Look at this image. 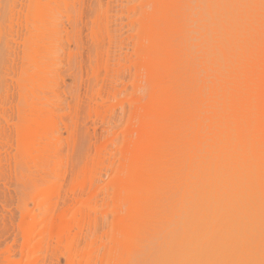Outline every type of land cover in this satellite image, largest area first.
Masks as SVG:
<instances>
[{
    "label": "rangeland",
    "instance_id": "obj_1",
    "mask_svg": "<svg viewBox=\"0 0 264 264\" xmlns=\"http://www.w3.org/2000/svg\"><path fill=\"white\" fill-rule=\"evenodd\" d=\"M10 1H12V0H9V1L5 0L3 2H7V3L9 2L8 4H10ZM15 1H17V4H16L17 7L16 8L18 9L20 6L18 3L19 0H15ZM29 1L28 0L24 1V3L27 4L26 6L28 8L27 7L23 8L25 10V11L24 10L23 11L26 12L27 16L23 15V11L21 12L23 17L25 16L26 19H25V17L23 18L22 15L20 16V17H22V19L20 18L21 23L25 24V25L27 24L28 26L27 25L26 26L28 28H30V21H32L31 18H33L32 17L33 15L30 18V15L33 13H31L32 11L29 8L30 6H28ZM62 1L63 0H61V2ZM66 1H69V2H67L68 3L67 9H66V3L64 4L62 2L59 5L58 1H57L58 5H59L58 9L55 10V6H56L55 4L56 3L55 4L53 3V5H55V6L52 5L53 10L51 9L54 14L57 15V13H58L57 16H59V20L61 19L59 22L60 26H58V27H60L59 29L61 32L58 34L60 39H58V41H56L57 42L56 44H58L57 46L58 47L61 46V47H60V49L57 50L56 57L57 56L59 57V58L57 57V59L55 60L56 61L55 64L57 63V66L56 65L53 66V70H56V71H53L54 76L51 75L52 73L50 71L49 72L50 75H48L49 78L47 77L48 80H50L51 78L56 79V82L55 81L53 82V79L51 81L55 84V86H54L55 88L53 86H52V88H54L57 95L55 93L54 94L51 93V94H52V96L54 95V97L52 99H54L56 97H57L56 99H59L58 102L56 99H54V101L56 100L55 104H58V105H55L53 100H51V103H53L52 108H50L49 106H48V108L51 109L50 112H52L51 114L53 115V117H52L53 119L51 118L52 119L51 121L55 122L54 124H55V127L57 128V131L55 129L52 130V128L54 126L52 123L50 124L48 122L49 126H47V124L45 126H47L52 131L55 130L54 137L52 136V134H53L52 132H51L50 137L47 136L50 133V130L46 131L48 134L45 132L47 134L46 135L47 137H44V134H42V131H40L41 134H39L40 132L38 133V135L36 133L35 139H36L37 143H36V148L34 147L36 151L34 149L33 150L31 149V147H33L35 142H33L32 146L30 143L25 144V145L30 146V152H29L30 155L28 154V148L29 147L26 146L27 148H25V149H27V152H26L27 156L25 155V152L23 150V146H21V145H23V143L22 144L19 143V141L21 139L24 140V135L26 134L27 130L26 131L24 130L23 132H25V134L22 135L20 133H22L21 131L23 128L22 129L18 128L20 131L19 135H21L23 138L19 137V135L16 134L17 130H15V127L16 126L20 127V124H19L20 118L18 119V117H16L19 115H16L15 111H14L15 114H13V109L11 110L13 116L11 117L9 115V113L11 112V111H9L10 110L9 105L12 106V102H14V104H16V105H17V103H19V105L21 103V107L27 106V104L25 105V103L27 101H24V100L25 99H31V97H33L32 96L33 94L29 95V94L25 93L24 89H28L30 91L31 87L33 88L34 86L38 85L37 82H38V78L40 77V74L39 75L36 74V72H35L36 70L34 71V69H32V68H34L33 66L31 67V65H30V63H32V61L28 63L25 61L26 58L24 57V63L26 62L28 65V68H26V69L29 70L28 78L25 77L27 74V70L23 69V70L19 71V69H18L19 67L16 69H18V72L20 73V75H23V73H24L25 76H20V75L18 76L17 75V77L20 79H22L21 77L27 78L25 80L30 79L29 80L30 82L27 81V84H24L26 86H24V89H23L24 93L26 95H28V97L25 98L26 95L25 96L23 95V97L25 99H23V101H20L23 97L19 98V96H21V95H18L19 93L18 94L15 93V92H17L18 87H19L17 85L18 84L20 85V83H19L20 81H17L18 78L15 77L16 74L14 75V73H15L14 71H16V69L12 73V71L10 70L11 72H9V68L6 67L8 70L7 73L9 72V78L14 75L13 78L11 77L13 79V80L11 79L13 81V82L12 81L11 82L12 83H15L14 81L18 82V84H15L17 86L16 91H15L16 88L14 87L15 85H13V87H12V85H11L12 83L10 81L8 82L10 84L8 87L11 86L10 89L15 88V89H13L14 90L13 93H14V95L17 94L16 96H18V97H16V96L14 97V95H11V97H10V95H9V96H7V97H10L9 99H14V100L16 98L17 99L15 101L14 100L2 101V99H1L0 101H2V102H0V104H3V102L4 103L6 102L7 104H9L8 106H7V104H3V105L5 106V108L8 107V109H7L8 114L5 116L6 117L10 116L13 119L12 120L9 117L10 120H12V122L10 121L11 122L10 126L12 125V123L13 124L18 123V124L17 125L15 124V126L13 125V127L11 126L14 130L12 128L9 129L7 127V125H5L4 119L3 120L0 119V130H1L0 133L2 134V135L0 134V136H1L0 137V148L2 145V148L0 149L1 150L0 151L1 152V154H0V167L2 166L0 168V171H1L0 180L2 179V181H3V182L0 181V186H1L0 187L1 188L0 189V202H1L0 203V205H1L0 206V208H1L0 209V211H1L0 212V236L2 235L0 237V264H6L7 263L6 260L9 256H10L8 258L9 262L14 263V264L15 263L16 264H67V263L68 264H70V263L71 264H135L136 263L137 264V262L139 260H141L142 258L143 259L140 261V263L138 262V264H142V263H144V264L145 263L146 264H155V261L158 257V255L155 253H157L160 250L158 243L164 238L165 235L170 234V229H171L170 225L172 226L171 223H173L172 220L175 219V214H178V215L180 214L182 216V213H184L185 211L190 210V209L193 210L194 214H195L197 212V209H198V211L201 210V209H199L200 207H202V208L206 207V209L203 211V212H205V215H204L205 218L202 217L203 221H204V222L202 221V223H204V224H202L204 226L203 227L204 233L207 235L206 236V238H207L206 242H209V244H213L212 245V246H214L213 248L216 249V250L213 248H211L213 250L210 249L211 250L209 252L210 253L209 254L210 263L213 262V260L215 259V256L213 258H211L213 256V254L215 253V255L220 254L219 256L216 255L217 259H215V261H217L216 262L217 264H223L224 261H225L224 264H236V263L238 264L239 261H240L239 264L240 263L241 264H264V100L258 101V102L253 101L254 102L253 103L254 108L252 110L253 118L251 119L250 124L254 125L255 127L253 130H251V132L254 131L253 134L251 132L248 133L247 131L244 130V136H245L244 139L247 138L246 140H244L242 142H237V141H234L233 139L222 140L221 141L222 143L217 142L218 145H217V143L215 144V143H212L210 141H205V142L201 143L202 145L197 143L192 148V150H193L192 156L194 154L193 162H194V166H195L193 168V171H192V174L194 176L193 181L198 182V184L194 183V182L193 183H194V185L196 184L195 187H197L199 185L202 186L203 192L201 191V193H200L201 196L195 192L196 194L194 193V197H192V200L191 199L189 200V198H184V197L181 198V196L179 198L178 195H180V194H175V195L173 194L174 190L176 191V189H174L175 187L172 185H174L175 183L174 184H171V183L168 184L167 183L166 185H168V186L165 185V194L166 195L164 194V195L158 196L160 198L154 199L153 202H151L152 207H153V209H152L153 211L151 212V214L150 213H148V214H150L151 216L154 217L151 220L153 222L149 221V223L151 222L152 224L151 225L149 224L150 226H146V225L141 226L140 230H138V233L137 234L135 233L133 235V239L130 238V240L132 239L133 241H132V243H130V241H129V243H128L129 245L119 244L120 242L118 240H117V243L115 244L117 237H119V238L122 237V236H119L121 234V232L118 230V224H119L120 219L122 218V216L125 213V205H123L124 204L123 203V201H124L123 194L121 193V196L119 198H113V196H112V195H115V194H113L114 193V184H112L114 179L120 175H127V167L126 166L128 164V154H126V157H125V154L122 153L121 148L123 147L125 142H127V141L133 142L135 140V138L137 136V134L135 133V130L140 128V125L143 122H145L146 120H148V118H149L148 114L150 113V109H151L150 104H148V102H146L147 99H146L145 93L142 90L137 93L140 96V99L138 101H135L133 103L127 101L129 98H131L135 95V91L133 89L132 83L134 80L133 64L135 63L136 54H134L133 49L137 46V44H136L137 38L136 37L138 35L137 34V31H138L137 27L139 24L138 21H140V17H141L140 16L141 14L139 12L141 10V0H66ZM187 1L188 0H178L177 2H179V3L177 5H174V7H173L174 11H173L172 16H171L176 21V28H177V30L175 29L176 31L172 32L173 36H174L172 41L174 44H171V45L172 46L175 45L177 48H179L180 53L183 52V53H181V54H183L181 56L182 57V63L179 62L183 66L182 67L179 66V68H178V65H179V63H178V65L176 64V67H172L171 69L167 70V72L166 71L165 72L168 75H172V77L175 75V78L176 79L179 78L180 80L179 79H177V80H179L180 82L184 83L183 81H185L186 84L189 82V83H191L192 86H194V88H197L199 83L201 82V80H203L206 77L205 74L207 72L204 70L205 62H207L208 65H209V62H210V64L212 63L211 62L212 60L209 57V55H207V56L210 58L209 60H211V61L207 60V56L205 54L206 51L204 52V49L206 48V44H208V43H206L207 42L206 39L208 36L212 35V31L214 29L212 30L210 28V26H208V25H210V23H208V21L206 19L207 18L206 17V11L208 9V6L206 7V4L209 0H189L188 3H187ZM230 3L232 4L234 2L231 1ZM63 4L65 7L63 6ZM0 6H3V5L0 4ZM177 6H179V7H177ZM4 7H5V4H4ZM193 7H195V9ZM235 8H236V6H235ZM0 9H1V7H0ZM229 9H232V8L230 7ZM57 10L60 11V13L57 12ZM68 10H69V12H66ZM148 10H149V8H148ZM0 11L2 12V9ZM189 11H191V13ZM96 12L99 15L95 14ZM242 12H243V10H242ZM67 13L68 14L70 13L72 18L70 17V14L68 15ZM212 13L215 14V12H212ZM94 14H95V16L97 15L96 16V22L94 20L95 19ZM173 14H174V16H173ZM213 14H208V17L211 15V16H213V18L214 17L216 18V19H214L215 21L221 20L220 16H217L216 14L214 16ZM238 15H239V12H238ZM246 15H245V17H246ZM67 16L71 18L70 21L68 20L69 18L67 19ZM150 16H152V15L150 14ZM196 16L198 17L199 21L197 19H194V18H196ZM259 16H261V14ZM92 17H94V19H93L94 21L92 20ZM238 17L240 18V15ZM241 17H242V15H241ZM3 18H4V16H3ZM189 18H191L195 22L191 21V19H189ZM237 18L235 20L236 22H238ZM23 19H25L24 23H23ZM187 19L190 21H188ZM244 19H247V18H244ZM255 19H256V27H258V28H256L257 41L258 40L260 41V39H262L264 37V32L262 31V29L264 27V15L262 14L261 17H259L258 19L257 18H255ZM210 20L209 21L213 24L214 20H212V19H210ZM241 20H242V18H241ZM5 23H7V22H5ZM69 23H71V24H69ZM254 23H255V21H254ZM132 24L133 25L135 24V25L132 26ZM189 24L191 25V27L189 26ZM92 25H95V26H92ZM96 25H98V26H96ZM185 25L189 26L190 28L189 27L187 28ZM179 26H180V28H179ZM213 26H215V24H213ZM213 26H212V28H213ZM93 27H94V29L96 28L95 29L96 32L93 30ZM215 27H217V26H215ZM183 28H185V29H183ZM92 30L96 33L95 36H94V33ZM215 30H214V32H215ZM90 31L92 34H90ZM107 32H110V37H109V35H107ZM183 32L187 35H188V33H190L188 35L190 41L185 38V37H187V35L183 34ZM172 33L170 36H172ZM67 35H68V37H66ZM200 36L203 38H199ZM131 37H133V38H131ZM193 37H194V39H192ZM210 38H209V41L212 40ZM174 39L179 41V42L177 43V41H175ZM191 39H192V41H191ZM199 39H200V41H199ZM184 41L187 43L189 42V44L188 45H187V43L184 44ZM211 42L212 41H210L209 43H211ZM169 43H171V42H169ZM199 43H200V45H199ZM259 43H256V44H259ZM183 45H184V47H183ZM185 46H186V49H188L187 46H189L190 48L188 50L191 49L193 51V54L190 51H185ZM176 47H173V48L175 49ZM198 47H200V48H198ZM179 49H177V50H179ZM0 50L2 52V48H0ZM195 50L197 51V53ZM216 51H219V50H216ZM185 52H187V54H184ZM194 52H195V54H194ZM260 52L262 53V51H260ZM260 52L258 51L256 56H258V54H260ZM29 53L30 52H28L27 54L30 55ZM179 54H178V56H180ZM214 54H216L215 51H214ZM218 54H219V57L217 56ZM191 55H192V57H191ZM220 55H221V53L219 51L215 56H217V58L219 59ZM2 56L3 55L1 54L0 58H3ZM25 56H27V55H25ZM185 56H187V57H185ZM211 57H212V55H211ZM30 58L31 57L29 56V60H30ZM205 58H206V61L204 60ZM124 59H125V61H124ZM187 59H189V60H187ZM190 61H191V63H190ZM216 61L217 60H215L214 62H216ZM187 62H189V63H187ZM192 62H194V64ZM202 62H204V63H202ZM1 63L2 62L0 61V64ZM124 64H127V65L130 64L131 68L129 67L130 69H125ZM2 65H3V63L1 64V67H3V68L1 69V67H0V75L7 76L8 74L3 75V73L5 74L6 71L4 72L5 66L4 65L2 66ZM197 65H199V66H197ZM208 65H206V66L208 67ZM7 66H8V64H7ZM24 67L25 66H23V68ZM193 69H194V73H193ZM197 69H199V70H197ZM210 69L208 71L211 74H213ZM213 69H214V67H213ZM31 70H32V72H31ZM195 70H197V71H195ZM22 71H24V72L22 73ZM25 71H26V73H25ZM179 71H180V74H179ZM182 71L184 74L182 73ZM1 72H3V73H1ZM172 72H174V73L171 74ZM175 72H177L178 74H176ZM198 74L200 77H198ZM203 75L205 77H203ZM2 76H0V79ZM14 77L17 80H14ZM201 77H203V79L200 80ZM186 78H188V79H186ZM3 79L4 78H2L1 81ZM6 79H8V78H5V80ZM254 79L256 81H258V78H254ZM8 80H10V79H8ZM25 80L22 79L21 81L25 82ZM207 80L208 81L212 80V79L210 80V78L208 79V74H207ZM244 80L245 79L241 78L238 89L243 88ZM3 81L0 83H3ZM56 83H58V84H56ZM209 83L211 84V82H209ZM3 84H5V82ZM39 84H40V82H39ZM177 84L181 85V83H179V82ZM180 85H179V87L182 88L184 84L181 86ZM202 85H203L202 87L204 90H208V88H209L208 84H205V82H204V84H202ZM1 86H3V85L1 84ZM39 86H36V88H41V86L40 87ZM187 86H186V88H187ZM3 87L5 88L6 85ZM3 87H2V89H4ZM175 87L177 88L176 85H175ZM204 87H207V88H204ZM20 88L21 87H19V90H18L19 92H20V90L22 91V89H20ZM36 88H35V90L34 89L33 90L36 91ZM2 89L0 87V93L3 94V92L6 91V88L4 89L5 91ZM12 89H11V91H12ZM49 89H50V87H49ZM39 90L40 89H37V91H36L37 94H40V92L42 91V90L41 91H39ZM50 90L52 92H54V90H52V89H50ZM204 90H203V92L208 94ZM11 91H9L8 93L10 94ZM145 91H147V90H145ZM191 91H194V89L190 90V93H189V95H187V98H190V99L193 98L192 96H190ZM180 93H182V92H180ZM205 93H202V95H204V98L208 97L205 95ZM5 94L6 93H4V95H2V96L5 97ZM184 94H185V92H184ZM198 95H199V93L194 97L198 98ZM0 96H1V94H0ZM29 96H31V97L29 98ZM34 96L36 98L35 97H33V98L37 102L38 97L36 95H34ZM40 96H41V94H40ZM1 98H3V97H1ZM185 98H186V95H185ZM187 98L184 99V101L187 100ZM225 99H226V103L229 104V102H230L229 97L226 96ZM60 100L62 103L60 102ZM73 102H75V103L73 104ZM193 102L194 101L192 100V103ZM51 103H50V106H51ZM14 104L12 107L16 106ZM35 104H33V106ZM37 104H38V102H37ZM201 104L203 105V107L205 106L204 105L205 103L203 104L201 102ZM3 105H0V109H1L0 113L4 114V111H6V109L4 111L2 110ZM38 105H40V101H39ZM188 105L190 106V103ZM188 105L185 107H188ZM192 105H191V107H194V105L193 106ZM199 105L200 104H198L197 109L200 108ZM202 105H201V110H202ZM21 107H18V109H20ZM30 107H31V105H30ZM35 107H36V105L32 108L34 109ZM40 107L42 108V106H40ZM40 107H39V109H41ZM15 108H14V110H15ZM27 108H26V111H27ZM48 108H47V111L49 112ZM29 109L30 108H28V110ZM39 109H35L34 111L44 110V109H41V110H39ZM23 110L25 111V108ZM57 110H58V112H57ZM199 110H197V111H199ZM19 111H21V112H19V114L23 113V111L21 109ZM31 111L32 110H30V112ZM47 111L45 110V112H47ZM228 111H229V107H228ZM30 112L28 111L29 114H31ZM6 113L7 112H5V114ZM28 113L26 112V113H23L22 115H25L28 118V115H29ZM32 113H33V111H32ZM49 113H48V115H50ZM3 114H2V116L0 114V116L2 118H3ZM43 114H45V113L43 112ZM43 114H41V115H43ZM60 114L62 117L60 116ZM180 114L178 113L177 115L180 116ZM198 114H199V112H198ZM22 115L20 114L21 120L23 118ZM241 115H243V114H241ZM63 116H65V117H63ZM179 116H177V117L179 118ZM196 117H197V113L195 115V118ZM240 117H239V121L241 119ZM26 120H25V122H26ZM183 120H184V118H181L178 121L180 122ZM23 121H21V125L24 123ZM63 121H65L64 123L67 125V128H65V126H64L65 124L63 123ZM228 121L229 122L233 121V118L230 116V114L228 116ZM128 122H129V124H132V134H127V132H126L127 131L126 127H127ZM180 123L182 124V122H180ZM180 123H178V124H180ZM244 124L247 125L246 120L244 121ZM3 125H4V127L6 126L7 128H4V127L2 128ZM50 125H52V126H50ZM25 126H23V127H25ZM68 126H70L72 128L70 129V127H68ZM47 127H45V128L48 130ZM45 128H44V130H46ZM9 131H11V132H9ZM231 132H234L237 134V132H235V130H231ZM39 135H41V136H39ZM27 136H28V138H33V134L27 135ZM27 136H25V137H27ZM16 137H19V139L20 138L21 139L18 140ZM34 137H35V135H34ZM42 138H44L45 141L47 139L48 140L50 139V141H49L50 143L48 142L49 145H47V144H46L47 146L45 145L46 147H48L47 150L42 148V144L45 142L44 139H42ZM11 140L13 143H11ZM17 140H18V142H17ZM23 140H21V141H23ZM29 140H31V139H29ZM32 140L34 141V138ZM8 141H10V142H8ZM24 141L26 142V140H24ZM4 144H6V145H4ZM25 145H24V147H25ZM37 146H40V147H37ZM99 148L102 150H100ZM9 150H11V151H9ZM54 150H55V152H54ZM37 151H38V153H37ZM217 153H218V155H217ZM19 155H21V156H19ZM50 155H52V156H50ZM55 155H56V157H55ZM203 155H204V165L203 166L206 165V167L204 168V171H203L204 176L202 174V176L205 177L204 179H203V177L200 178L199 174H198V172H199L198 170H200L198 168L199 160H201L200 156H203ZM226 155H227V158H226ZM29 156H30V158H29ZM217 156H218V158H223L224 156L225 157L223 158L222 161H221V159L219 160L221 162L222 166H218L215 168V166H216L215 162L217 160ZM53 158H54V160H53ZM231 158H232V160H231ZM258 158H260L261 160L258 161L257 160ZM29 159L31 160V162ZM11 160H13V161H11ZM213 161H214V165H213ZM257 161L261 162V163H259L261 165H257L258 164ZM49 162H50V164H49ZM56 164H58V165H56ZM36 165H37V167H36ZM4 166H5V168H4ZM20 167L22 169H20ZM79 167H81V168L78 169ZM33 168H35L36 170H34ZM211 168H212V171H210ZM10 169L12 171H10ZM31 169H33V170H31ZM59 169H60V172H59ZM72 169H73V171H72ZM21 170H23V171H21ZM44 170H46V171H44ZM207 170H209V172ZM4 173H5V175H4ZM12 173H13V175H12ZM6 174H7V176H6ZM31 176L34 177V179ZM52 176H54V177H52ZM3 179H5V180H3ZM51 179H53V180H51ZM195 179H196V181H195ZM200 180H201L203 185L201 184ZM205 180H206V182H205ZM5 181H6V183H5ZM2 186H4L5 188ZM178 186H180V185H178ZM182 188H181V190H182ZM6 190L8 192H6ZM49 190H51V191L49 192ZM39 191L40 192L45 191V192H48V194L51 193L50 194L52 196V199L50 201L51 216H55L62 209H66V213L64 215L65 216L64 220H66L67 222L69 221V225L71 224L69 229L71 228V226H72V228H71V231L69 230L70 235L66 234L67 237L66 238L64 237L65 239L62 238L63 240L61 239L62 241H60V242H62V243H60V244L59 243L56 244L54 242L56 237H53L52 239L54 241L53 240L51 241V239H50L52 244H51V242H49V247H48L47 239H49V238H47V235H46L47 234L46 232L48 231V228H47L48 226H46V221L49 219V216H47V220H45L46 217H44L43 212H41V206H42L41 199L43 196H42V193L37 195V193ZM171 191H172V193H171ZM4 192H5V194H4ZM178 192H179V190H178ZM171 194L173 197L171 196ZM199 196H200V198H199ZM203 197L206 199H204ZM173 198H174V200H173ZM174 201H177V202H174ZM13 202H14V204H13ZM4 203H5V205H4ZM196 204H197V207H196ZM178 205H179V207H178ZM167 206H169V208ZM20 208H23V209H20ZM174 208H175V210H174ZM170 209H171V211H170ZM8 210H9V213H8ZM26 212H28V214ZM172 212H173V214H172ZM201 212H202V210H201ZM201 212L196 213L195 216H197V218H196L197 220H198V216H201L200 215ZM178 215H176L177 220H179V218H180V217L178 218ZM26 216H27V218H26ZM151 216H148V217H150L149 220L151 219ZM11 217H13V218H11ZM42 217H44L45 219ZM145 218H147V217H145ZM69 219L70 220L72 219V220L70 221ZM176 219L174 221L177 222ZM200 219H201V217H200ZM200 219L198 220V222L200 221ZM159 221H160V223H159ZM72 222H73V225L78 224L79 228H77L76 225L73 226ZM147 222H148V220H147ZM34 223H35V225L33 226ZM154 223H157L158 225H155ZM14 224H16V225H14ZM5 229H6V231H5ZM24 229H29L30 234L28 235V238L25 237ZM79 229L81 231H79ZM9 231L12 233H10ZM91 235H92V237H91ZM31 236H32V238H31ZM28 239H31V240H28ZM13 240H14V243H12ZM122 240H120V241H122ZM27 241H28V243H26ZM126 241L128 242V240H126ZM23 242H25V243H23ZM231 242H233V244H231ZM234 242L236 244H234ZM10 243H11V245H10ZM214 243H215V245H214ZM36 244L37 245L39 244V246H37ZM50 245H51V247H50ZM69 245H70V247H69ZM232 246H233V248H232ZM82 247H83V249H82ZM12 248L14 250H12ZM32 249L34 250V252ZM70 250H71V252L72 251L74 252V253L72 252L73 257H71V259L68 257L69 256L68 252H70ZM220 250H222V253ZM9 251H10V253L12 252L13 254L12 253L10 254ZM29 251L32 253H30ZM213 251H214V253H212ZM151 252H153V253H151ZM111 253H112V255H111ZM5 256H7V258ZM151 256H152V258H151ZM110 257H111V259H110ZM222 258H223V261H222ZM68 259H69V262H68ZM31 260H33V261H31ZM150 261H151V263H150ZM220 261H222V262H220Z\"/></svg>",
    "mask_w": 264,
    "mask_h": 264
},
{
    "label": "bare ground",
    "instance_id": "obj_2",
    "mask_svg": "<svg viewBox=\"0 0 264 264\" xmlns=\"http://www.w3.org/2000/svg\"><path fill=\"white\" fill-rule=\"evenodd\" d=\"M3 1H5V0H3ZM3 1L2 0L0 1L1 2L0 4L3 5V6H0L1 9H2V12L0 11V48H2V52L0 50V53L3 55L2 56L3 58H0L1 59L0 61L5 66L4 72L6 71L5 74L3 72H1V73H3V75H6V74H8V75L7 76L0 75V76H2L1 79L4 78L3 79L4 81L2 80L3 83L5 82V84L0 83L1 89H2L3 86L6 85V87H5L6 88V91L4 90L5 88L3 87L4 89H2V90H4L5 92H3V94L0 93L1 94L0 100L1 99H2V101H9V100L12 101V100H14V99H9V98L11 97V95H14V93H13L14 90L13 89H15L17 86L21 87L20 89H22V91L20 90V92L18 91L19 90V87H18V90H17V88L15 89V91L17 90V92H15V93H17V94L19 93L18 95H21V96H19V98L23 97V95L25 96L26 95L25 93H27L29 95L33 94L32 95L33 97H35L34 95H36L38 97L37 98L38 99L37 102L39 104V101H40V105H38L37 102H36V100L33 97H31V96H29V98L31 97V99H25V98L28 97V95H26L25 98L23 97L20 100V101H23V99H25L24 101H27L28 102V103L27 102L25 103V105L27 104V106L24 105L25 107H23V106L21 107V103H20V105H19V103H17V105H16V104H14V102H12V106H13V104L16 105V106L12 107L9 104H7L6 102L5 103L3 102V104H7V106L9 105V109H10L9 111H11L13 109V114H15V112H16V115H19V116H16V117H18V119L20 118L19 119L20 127H17V126L15 127V130H17L16 131L17 132L16 134L19 135V133H20V131H19L18 128H20V129L23 128L22 131H21L22 133H20L22 135L25 134V132H23V131L24 130L25 131L27 130L26 134L24 135V140H26V142L23 139H21V138L20 139L23 140V141H21L19 139V137H22L21 135H19V137H16V138L18 140H20L19 143H21V144L23 143V145H21V146H23V150L25 152V155L27 154L26 153L27 152V149H25V148L29 147L28 148V154L30 155V153H29L30 152V146L25 145V144H29L30 143L31 146H32L33 142H35L34 145H33V147H31L32 150L33 149L35 150L36 143H37V141L35 139L36 138V133L38 135V133L40 131H42V134H44V137H47V136L50 137L51 136V132H52L53 133L52 136L54 137L55 130L57 131V128L55 127V124H54L55 122L51 121L53 119L52 118L53 115L51 114L52 112H50L51 111L50 108H52V105H53V103H51V100H53L54 104H55V101L56 100H57V102L59 100V99H56L57 97L55 96L56 98H54V99H56V100L54 101V99H52L54 97V95L52 96V94H51V93H53V94L55 93L56 94V91L54 90L55 84L53 83L54 81L56 82V79L55 78H51L50 80H48V78H49L48 75H50L49 74L50 71L52 73L51 75H53V73H54L53 71H56V70H53V66L54 65L57 66V63L55 64V62H56L55 60L58 57V56L56 57L57 50L60 49V47H61V46L58 47L57 46L58 44H56L57 43L56 41H58V39H60L58 34L61 33V32H60V29H59L60 27H58V26H60L59 25L60 24L59 22H60L61 19L59 20V16H57L58 13L56 15V14H54L52 12V10H53L52 9V5H53V3L54 4L56 3L55 4L56 6L53 5V6H55V10H56V9H58V6L60 5V3L63 2L64 4L66 3V9H67L68 8V5H67L68 3L67 2H69V1L63 0L61 2V0H30V1L28 0L29 1L28 2L29 3L28 6H30L29 8L32 11L31 13H33V14L30 13L31 14L30 15V18L33 15L32 16L33 18H31L32 21H30V28L27 27L28 26L27 24H26L27 25L26 26L25 24H22L21 21H20V18L22 19L23 15H26L27 16L26 12H24L25 10L23 9V8L27 7L26 6L27 4L24 3L25 0H19L18 1L19 5H20V6L18 5L19 6L18 9L16 8L17 7L16 6L17 1L12 0V1H10V4H8L9 2L7 3V2H3ZM6 1H9V0H6ZM57 1L59 2V5H58V2ZM177 1L178 0H141V10L139 11L140 14H141V15L140 14L139 15L141 17H140V21H138L139 22L138 27H137L138 28V31H137V34L138 35L136 37L137 38L136 39L137 46L133 49L134 50V54H136V56H135V63L133 64V68H134V80H133V83H132L133 89L135 91V95L133 97L129 98L128 100L127 99L126 100L129 101V102H131V103H133L135 101H138L140 99V96L137 93L142 90L145 93V96H146V99H147L146 102H148V104H150L151 109H150V113L148 114V116H149L148 120H146L145 122H143L140 125V128H138V129L135 130V133L137 134L135 140L133 142H131V141L130 142L129 141L125 142V144L121 148L122 149V153L125 154V157H126V154H128V164L126 166L127 167V175H120V176H118V177H116L114 179V181H113L112 184H114V193L113 194H115V195H112V196H113V198H119L121 196V193L123 194V196H124V201H123L124 204L123 205H125V213L122 216V218L120 219L119 224H118V230L122 234V235L121 234L120 235L118 234V235L119 236H122V237H120V238L117 237L115 244L117 243V240H118L120 242V243L118 242L119 244H123V245H126L127 244V245H129L128 244L129 241H130V243H132V241H133L132 240L133 239V235L135 233L136 234L138 233V230H140L141 226H145V225L146 226H150L152 224L151 222H153V221H151V220L154 217L150 215L151 212L153 211L152 210L153 207H152L151 202H153L154 199L160 198L158 196H161V195H164L165 194V185L167 183L168 184H170V183L171 184H174L175 183L177 185V186L175 184L172 185V186L175 187V188L174 187L173 188L176 189V191L174 190V193L173 194L174 195L175 194H180V195H178L179 198L181 196V198L184 197V198H189V200L190 199L192 200V197H194V193L195 192L200 195L201 191L203 192V190H202L203 188H202L201 185H199L200 187L199 186L195 187L196 184L194 185V183H197L198 184V182H194L193 181V177L194 176L192 174L193 168L195 167L194 166V162H193V156H194V154L192 156V152H193L192 148L194 147V145L197 144V143L201 144V143H203L205 141H210V142L216 144L217 142H221L222 140H231V139H233L234 141H237V142H242V141L246 140L247 138L244 139L245 138V136H244V130L249 133L255 127L254 125L250 124L251 119L253 118V115H252V110L254 108L253 107V105H254L253 104L254 103L253 101L258 102V101L264 100V43H263L264 42V39H263L264 37L262 39H260V41L258 40L260 43L257 41L256 28H258V27H256V19H255V18L258 19L259 17H261L262 14L264 15V0H209L208 1L209 3L207 2L206 7L208 6V9L206 11V17H207L206 19H207L208 23H210V25H208V26H210V28L212 30L213 29L214 30L216 29V30H215V32H214V30L212 31V35L211 36H208L207 35L208 36L207 39H206L207 42L205 41L208 44H206V48L204 49V52L206 51L205 52L206 56L209 55V57L211 58L212 61L209 60L210 58L208 56H207V60L211 61L212 63L210 64V62H209V65H208V63L205 62V65L204 66L206 68L204 67V70L207 72V73L205 72L206 73L205 74L206 77L203 75V77H205V78L204 79H203V77L200 78V80L201 79H203V80H201V82L199 83V85H198L197 88H194V86H192L191 83H189V82L187 84L183 80L182 81L184 83L180 82L179 81L180 79L177 78V79H179V80H177L175 78V75L172 77V75H168L166 73L167 70L171 69L172 67H176V64L178 65L179 62L182 63V57L181 56L183 54H181V53H183V52L180 53V49L179 48H177L175 45H173V46L171 45V44H174L173 41H172V39L174 37L172 32L177 30V28H176V21L171 17L172 16V13L174 11V9H173L174 5H177L180 2V1L179 2H177ZM231 1L234 2V3L231 4L230 3ZM188 2H189V0L187 1V3ZM4 4H5V7H4ZM64 4H63V6H64ZM229 6L232 9H229L230 8ZM235 6H236V8H235ZM147 7L149 8L150 11L148 10ZM177 7H179V6H177ZM193 8L195 9V7H193ZM242 10H243V12H242ZM22 11H23V15L21 13ZM237 11L239 12L240 18L238 17L239 15H238V12ZM57 12L60 13V11H58V10H57ZM66 12H69V10L66 11ZM189 12L191 13V11H189ZM212 12H215V14L217 16H220L221 20L220 21H218V20L215 21L214 19H216V18L215 17L213 18V16H211V15H210L211 17L210 16L208 17V14H213ZM259 13L261 14V16H259L260 15ZM95 14H97V12ZM95 14H94V16H95ZM150 14L152 16H150ZM215 14H213V15L215 16ZM21 15H22V17H20ZM97 15H99V14H97ZM241 15H242V17H241ZM245 15H246V17H245ZM3 16H4V18H3ZM96 16H95V19H94V17H92V20L94 19L95 22H96ZM173 16H174V14H173ZM70 17L72 18L71 14H70ZM70 17L67 16V19L69 18L68 19L69 21L71 20ZM191 18H189V19H191ZM236 18L238 19L237 20L238 22L235 21ZM241 18H242V20H241ZM244 18H247V19H244ZM25 19H26V17H25ZM25 19H23V23H24V20ZM192 19H191V21H194ZM194 19H197L198 20V17L196 16V18H194ZM210 19L214 20L213 24H215V26H217V27L213 26V24L210 22L211 21ZM188 21H190V20H188ZM254 21H255V23H254ZM5 22H7V23H5ZM69 24H71V23H69ZM98 25H96V26H98ZM134 25L132 24V26H134ZM92 26H95V25H92ZM189 26L191 27L190 24H189ZM189 26H186V27L188 28ZM212 26H213V28H212ZM179 28H180V26H179ZM95 29L93 27V30L96 32ZM183 29H185V28H183ZM94 31H93V33H94V36H95L96 33ZM262 31L264 32V27H263ZM171 33H172V36H170ZM90 34H92L91 31H90ZM183 34H185V33L183 32ZM189 34L190 33H188V35ZM107 35H109V37H110V32H107ZM185 35H187V34H185ZM188 35H187L188 38L187 37H185V38L190 41ZM66 37H68V35ZM131 38H133V37H131ZM199 38H203V37L200 36ZM209 38L212 39V40H210V41H212L211 43H209L210 42L209 41ZM192 39H194V37ZM192 39H191V41H192ZM175 41H177V40H175ZM199 41H200V39H199ZM169 42H171V43H169ZM178 42L179 41H177V43ZM185 43H187V42L184 41V44ZM256 43H259V44H256ZM188 44H189V42L187 43V45ZM199 45H200V43H199ZM173 47H176L175 48L176 50ZM183 47H184V45H183ZM187 47H188V49L190 48L189 46H187ZM198 48H200V47H198ZM177 49H179V50H177ZM188 49H186V46H185V51H190L193 54V51L191 49L190 50H188ZM213 50L215 51L216 54L220 51L221 55H220V58L219 59L217 58V56L219 57V54L217 56H215L216 54H214V51ZM216 50H219V51H216ZM257 50L259 52L262 51V53L260 52V54H258V56H256V54L258 52ZM28 52H30L29 53L30 55L27 54ZM196 53H197V51H196ZM1 54H0V56H1ZM178 54L180 56H178ZM184 54H187V52H185ZM194 54H195V52H194ZM25 55H27L28 57L25 56ZM211 55H212V57H211ZM29 56L31 57L30 60H29ZM24 57L26 58L25 59L26 62L29 63V62L32 61V63H30L31 67L32 66L34 67L32 69H34V71L36 70L35 71L36 74H38V75L40 74V77L38 76L39 77L38 78V82H37L38 85H36V86H39L40 85L41 88H36V86H34V87L36 88V91H37V89H40L39 91L42 90L40 92L41 96H40V94H37L36 91H34L35 90L34 87L33 88L32 87L30 88L31 89L30 90L31 92L28 89H24V86H26L24 84H27V81L30 80V79L25 80V79L28 78V74H29L28 72H29V70L26 69V68H28V65H27L26 62H25L26 64L24 63ZM185 57H187V56H185ZM191 57H192V55H191ZM187 60H189V59H187ZM204 60L206 61V58ZM215 60H217V61L214 62ZM124 61H125V59H124ZM4 63L5 64L7 63L8 66H7V64L5 65ZM180 63L178 65V68H179V66L180 67L183 66ZM187 63H189V62H187ZM190 63H191V61H190ZM192 63L194 64V62H192ZM202 63H204V62H202ZM1 64H0V67H1ZM127 64H124V68L125 69H130L131 68L130 64L129 65H127ZM206 65H208V67ZM23 66H25V67L23 68ZM197 66H199V65H197ZM6 67H8L9 68V72L12 71V73L18 67H19L18 68L19 71L20 70H23V69L24 70H27L26 76L23 73L24 71H22L23 75H20V73L18 72V69H16V71H14L15 72L14 75L16 74L15 75L16 78H18L17 75L18 76L20 75V76L27 77V78L21 77L23 80H25V82L24 81H21L22 79H20V78H18V80H17L14 77V80L20 81L19 83H20L21 86L18 84L17 81H14L15 83H12L13 82L12 81L13 80L12 78H13L14 75L11 73L13 76H11L12 78L11 77L9 78V72L7 73L8 70H7ZM213 67H214V69H213ZM2 68L3 67H1V69ZM208 68L209 69L211 68L210 70H211V72L213 74H211L208 71L209 70ZM197 70H199V69H197ZM197 70H195V71H197ZM31 72H32V70H31ZM25 73H26V71H25ZM173 73L174 72H172L171 74H173ZM175 73L178 74L177 72H175ZM182 73H183V71H182ZM193 73H194V69H193ZM179 74H180V71H179ZM207 74H208V79L209 78H210V80L212 79L211 81H208L207 80ZM198 77H200L199 74H198ZM5 78H8L10 80H8V79L5 80ZM241 78L242 79H245L244 82H243V88L242 89H238V86H239V83L241 81ZM254 78H258V81H256ZM1 79H0V82H2ZM52 79H53V82L51 81ZM186 79H188V78H186ZM9 81L10 82L12 81L11 82L12 83L11 84L12 87H13V85L18 84L17 86L16 85L14 86L15 88H13V89L11 88L12 91L10 89L11 86L8 87L10 85L8 83ZM39 82H40V84H39ZM178 82L181 83V85L184 84L182 88L179 87L180 84L178 85L177 84ZM204 82H205V84H208V86H209L210 89L209 88H208V90H204L203 89V87H202L203 85L202 84H204ZM209 82H211L212 85ZM1 84L3 86H1ZM56 84H58V83H56ZM175 85L177 86V88L175 87ZM48 86L50 87V89L54 90V92H52L49 89ZM52 86L54 88H52ZM186 86H187V88H186ZM204 88H207V87H204ZM23 89H24L25 93H24ZM189 89L190 90H193L194 89V91H195V92L194 91H191V95L190 96L193 97L191 99L190 98H187V95H189V93H190V90ZM145 90H147V91H145ZM203 90L206 91L209 95L206 94L205 92H203ZM9 91H11L12 93L10 92V94H9L8 93ZM180 92H182V93H180ZM184 92H185V94H184ZM4 93H6L5 94V97L2 96V95H4ZM198 93H199L198 98L197 97L195 98L194 96H196ZM202 93H205V95L208 96V97H205L204 98V95H202ZM9 95H10V97H7ZM16 95H14V97ZM185 95H186V98H187L188 101L187 100L184 101V99H186L185 98ZM226 96L229 97V101H230L229 104L226 103V99H225ZM1 97H3L4 99L1 98ZM16 97H18V96H16ZM192 100L194 101L193 103H192ZM2 101H0V102H2ZM200 101L203 104L205 103L204 104L205 105L204 106L205 108L203 107V105L201 104ZM60 102H61V100H60ZM50 103H51V106H50ZM74 103L75 102H73V104ZM185 103L186 104L187 103L188 104L190 103V106L187 104L188 107H185V106H187ZM197 103L200 104L199 105L200 108H198V109H197V106H198ZM3 104H0V105H3ZM33 104L36 105V107L34 109L32 108V107L35 106V105L33 106ZM192 104L194 105V107H191ZM30 105H31V107H30ZM55 105H58V104H55ZM201 105H202V110H201ZM40 106H42V108ZM48 106L50 108H48ZM18 107H21L20 109L23 111V113H26V112L28 113V111L30 112V110L33 111V113H32V111L30 112L31 114L28 113L29 114L28 115V118H27V116L22 115L23 113H20L25 120L27 119L26 122H25V120L23 118L21 120V116L19 114V112H21V111H19L20 109H18ZM27 107L30 108V109L28 110ZM39 107L41 109H44L42 111L45 114H43L42 111H37V110L34 111L35 109H39ZM228 107H229V111H228ZM14 108H15V110H14ZM22 108L23 109L25 108V111ZM26 108H27V111H26ZM47 108L49 109V112L50 113L47 111ZM5 109H6V111H4ZM7 109H8V107L5 108V106L3 105L2 110L4 111V114L3 113H0L1 116L3 114V118L0 116L1 117L0 119L1 120L4 119L5 125H7V127L10 129V128L13 127V125L15 126L16 123H14V124L12 123V125H11L12 127L10 126V124H11V122L13 120L11 118L13 116V114H12V111L9 113V115L11 116V117L10 116L9 117L12 120H10L9 117H6L5 115L8 114V110ZM41 109H39V110H41ZM45 110L47 112H45ZM197 110H199V111H197ZM5 112H7V113L5 114ZM57 112H58V110H57ZM198 112H199V114H198ZM48 113L50 115H48ZM178 113L179 114L181 113L180 116L177 115ZM196 113H197V117L195 118ZM41 114H43V115H41ZM229 114L233 118V121H231V122L228 121ZM241 114H243V115H241ZM60 116H61V114H60ZM65 116H63V117H65ZM177 116H179V118ZM239 117L241 118L240 121H239ZM181 118H184V120H185V121L183 120L185 123L183 121H180V122H182L183 125L178 121ZM20 120L21 121L24 120L23 121L24 123L22 122L24 125L23 124L21 125V121ZM245 120L247 122V125L244 124V121ZM48 122L50 124L51 123L53 124V126L55 128L53 127L52 130L55 129L54 131L50 130L47 127V126H49V123ZM64 122L65 121H63V123ZM178 123H180V124H178ZM46 124H47V126H45ZM23 126H25L26 128L23 127ZM42 126L44 128L47 127L48 130L46 128H45L46 130H44V128ZM50 126H52V125H50ZM64 126H65V128H67V125L66 124ZM3 127H4V125L2 126V128ZM7 127L5 126L4 128H7ZM68 127H70V126H68ZM71 128L72 127H70V129ZM126 128H127V131H126L127 134H132V124H129V122H128ZM49 130H50V133L48 134L46 131H49ZM231 130H235V132H237V134L234 133V132H231ZM11 131H9V132H11ZM0 132H1V130H0ZM253 132H251V133L253 134ZM30 133L33 134L34 141L32 140L33 138H28L27 135H31ZM39 134H41V132ZM34 135H35V137H34ZM25 136H27V137H25ZM39 136H41V135H39ZM29 139H31V140H29ZM42 139H44V138H42ZM12 140H11V143H13ZM18 140H17V142H18ZM44 141H45V139H44ZM46 141L44 142L45 144L44 143L42 144V148L47 150L48 147H46V146L49 145L48 142L50 141V139L49 140L47 139ZM8 142H10V141H8ZM4 145H6V144H4ZM24 145H25V147H24ZM217 145H218V143H217ZM37 147H40V146H37ZM1 148H2V145H1ZM11 150H9V151H11ZM100 150H102V149H100ZM54 152H55V150H54ZM37 153H38V151H37ZM0 154H1V152H0ZM217 155H218V153H217ZM19 156H21V155H19ZM50 156H52V155H50ZM55 157H56V155H55ZM29 158H30V156H29ZM223 158H218V156H217V160L215 162V165H216L215 168L218 167V166H222L221 165V162L219 160L221 159V161H222ZM226 158H227V155H226ZM200 159L201 160H199V166H198V168L200 170H198L199 172L198 171L197 172L199 174V177L202 178L204 176V172H203L204 171V168L206 167V165L203 166L204 165V155L203 156H200ZM53 160H54V158H53ZM231 160H232V158H231ZM257 160L260 161L261 159L258 158ZM11 161H13V160H11ZM214 161H213V165H214ZM258 161H257V163H258L257 165H261V164H259L261 162H258ZM30 162H31V160H30ZM49 164H50V162H49ZM56 165H58V164H56ZM36 167H37V165H36ZM4 168H5V166H4ZM80 168L81 167H79L78 169H80ZM20 169H22V168L20 167ZM33 169L36 170L35 168H33ZM33 169H31V170H33ZM10 171H12V170L10 169ZM21 171H23V170H21ZM44 171H46V170H44ZM72 171H73V169H72ZM207 171L209 172V170H207ZM210 171H212V168H211ZM59 172H60V169H59ZM0 173H1V171H0ZM202 174H203V176H202ZM4 175H5V173H4ZM12 175H13V173H12ZM6 176H7V174H6ZM52 177H54V176H52ZM32 178L34 179V177H32ZM204 178L205 177H203V179ZM3 180H5V179H3ZM51 180H53V179H51ZM0 181H2V179ZM195 181H196V179H195ZM200 182H201V180H200ZM205 182H206V180H205ZM5 183H6V181H5ZM201 184H202V182H201ZM178 185H180V186H178ZM166 186H168V185H166ZM2 187H4V186H2ZM181 188H182V190H181ZM178 190H179V192H178ZM45 191H43V192H40L39 191L37 193V195L42 193V196H43L42 199H41V202H42L41 212H43V216L46 217V219L44 217H42V218H44L45 220H47V216H49V219L46 221V226H48L47 227L48 228V231L46 230L47 231L46 232L47 233L46 235H47V238H49V239H47V241H48L47 243H48V247H49V242H51L53 240L52 239L53 237H56L55 238V241L53 240L56 244L57 243H59V244L62 243L60 241L63 240L62 238H64V237L66 238L67 237V235L71 231L72 226L69 229V227H70L71 224L69 225V221L67 222L66 220H64V217H65L64 215L66 213V209H62L55 216H51V213H50V201L52 199V196L50 195L51 193L48 194V192H45ZM50 191L51 190H49V192ZM6 192H8V191L6 190ZM171 193H172V191H171ZM4 194H5V192H4ZM171 196H172V194H171ZM200 196H199V198H200ZM204 199H206V198H204ZM173 200H174V198H173ZM174 202H177V201H174ZM13 204H14V202H13ZM4 205H5V203H4ZM167 207L169 208V206H167ZM178 207H179V205H178ZM196 207H197V204H196ZM23 208H20V209H23ZM199 209L202 210V212H201V210L198 211V209H197V212H201L200 213L201 216H198V220L201 217V219H200L199 222L196 219L197 216H195L197 212L194 214V211L191 210V209L190 210H187V211L184 210L185 212L182 213V216L180 214L179 215L178 214H175V219H176V215H178V218L179 217L180 218H179V220L176 219L177 222L174 221L175 219L172 220L173 223L170 222L172 224V226L170 225V228H171L170 229V234L169 235H165L164 238L158 243V246L160 247V250L157 253H155V254L158 255V257H157V259L155 261V264H217L216 263L217 261H215V259H217L216 255L219 256L220 254H216L215 255V253L213 251L212 253H214V254H213V256L211 258H213L215 256V259L214 260L212 259L213 262L210 263V258H209V254L210 253L209 252L211 250L215 249V248H213L214 247V246H212L213 244H209V242H206V240H207L206 236L207 235L204 233V229H203L204 226L202 225V224H204V223H202V221H203V218L202 217H204V215H205V212H203V211L206 209V207L205 208L200 207ZM174 210H175V208H174ZM170 211H171V209H170ZM8 213H9V210H8ZM26 213L28 214V212H26ZM148 213H150V214H148ZM172 214H173V212H172ZM148 216H151V219L150 220H149L150 217H148ZM145 217H147V218H145ZM11 218H13V217H11ZM26 218H27V216H26ZM147 220H148V222H147ZM149 221H151V222L149 223ZM159 223H160V221H159ZM154 224L155 225H158L157 223H154ZM14 225H16V224H14ZM34 225H35V223L33 224V226ZM72 225H73V222H72ZM74 225H76V224H74ZM76 226H77V228H79V225L78 224ZM5 231H6V229H5ZM79 231H81V230L79 229ZM10 233H12V232H10ZM24 234H25V237L28 238V235L30 234L29 229H24ZM91 237H92V235H91ZM31 238H32V236H31ZM130 238H132V239L130 240ZM50 239H51V241H50ZM28 240H31V239H28ZM120 240H122L123 242L120 241ZM126 240H128V242ZM12 243H14V240H13ZM23 243H25V242H23ZM26 243H28V241ZM215 243H214V245H215ZM51 244H52V242H51ZM231 244H233V242H231ZM234 244H236V243L234 242ZM10 245H11V243H10ZM37 246H39V244ZM50 247H51V245H50ZM69 247H70V245H69ZM211 248H213V249H211ZM232 248H233V246H232ZM82 249H83V247H82ZM12 250H14V249L12 248ZM10 251H9V253H10ZM220 251L222 253V250H220ZM33 252H34V250H33ZM70 252H71V250H70ZM70 252H68L69 253L68 254L69 255L68 257L71 259V257H73L72 256L73 255L72 254L73 251L71 253ZM30 253H32V252H30ZM151 253H153V252H151ZM111 255H112V253H111ZM5 257L7 258V256H5ZM8 258L6 260L7 261L6 264H14V263L9 262ZM151 258H152V256H151ZM110 259H111V257H110ZM141 260H139L138 262L140 263ZM31 261H33V260H31ZM151 261H150V263H151ZM222 261H223V258H222ZM222 261H220V262H222ZM68 262H69V259H68ZM138 262H137V264H138ZM239 262H238V264H239ZM224 263H225V261H224ZM142 264H144V263H142Z\"/></svg>",
    "mask_w": 264,
    "mask_h": 264
}]
</instances>
